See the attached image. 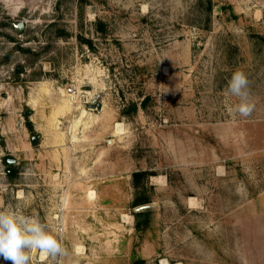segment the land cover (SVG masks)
Instances as JSON below:
<instances>
[{
	"label": "rangeland",
	"instance_id": "1",
	"mask_svg": "<svg viewBox=\"0 0 264 264\" xmlns=\"http://www.w3.org/2000/svg\"><path fill=\"white\" fill-rule=\"evenodd\" d=\"M212 2L0 0V209L79 264H264V0Z\"/></svg>",
	"mask_w": 264,
	"mask_h": 264
},
{
	"label": "clouds",
	"instance_id": "2",
	"mask_svg": "<svg viewBox=\"0 0 264 264\" xmlns=\"http://www.w3.org/2000/svg\"><path fill=\"white\" fill-rule=\"evenodd\" d=\"M227 93L238 98L233 115L248 118L255 104L250 96V80L245 72H233ZM78 254V250H75ZM35 253L56 264H79L63 242L62 229L50 230L39 216L28 215L15 209H0V258L9 264H33Z\"/></svg>",
	"mask_w": 264,
	"mask_h": 264
},
{
	"label": "trees",
	"instance_id": "3",
	"mask_svg": "<svg viewBox=\"0 0 264 264\" xmlns=\"http://www.w3.org/2000/svg\"><path fill=\"white\" fill-rule=\"evenodd\" d=\"M208 1V3H209V9H211L212 8V5H213V2H212V0H207ZM29 110H28V115H26V117H27V121H26V124H27V126H28V128H32L33 127V123H32V121L29 119V114L31 113V108H28ZM133 109L135 110V109H137V106H133ZM148 174H150V172L148 171V170H136V171H134L133 173H132V177H133V182H134V186L135 187H137V188H139V183H140V181H141V179L142 178H145L146 176H148ZM151 200H150V197L147 195V194H145V193H138L136 196H135V198H134V200H133V202H132V207H136V206H138V205H141V204H145V203H148V202H150ZM138 213V212H137ZM139 213H142V212H139ZM138 213V214H139ZM141 223H143V221H137V225L140 227V225H141ZM141 261L140 260H138V261H136V263L135 264H139Z\"/></svg>",
	"mask_w": 264,
	"mask_h": 264
},
{
	"label": "built area",
	"instance_id": "4",
	"mask_svg": "<svg viewBox=\"0 0 264 264\" xmlns=\"http://www.w3.org/2000/svg\"><path fill=\"white\" fill-rule=\"evenodd\" d=\"M68 92L72 98H76L78 96V94H76L71 87L68 88ZM81 96L83 97L85 103L95 105L98 101H100L101 94L99 92H91L90 90H82Z\"/></svg>",
	"mask_w": 264,
	"mask_h": 264
},
{
	"label": "water",
	"instance_id": "5",
	"mask_svg": "<svg viewBox=\"0 0 264 264\" xmlns=\"http://www.w3.org/2000/svg\"><path fill=\"white\" fill-rule=\"evenodd\" d=\"M16 25H17L18 30L21 31L22 28H23V26H24V23H23V22H19V23L16 24ZM36 138H38V136H34V135H33V136H32V141H35ZM15 161H16V159H14V158H9V159H8V162H10V163H14ZM149 206H150V205H148V204H141V205H138V206H136L135 211H141V210H143V209H147Z\"/></svg>",
	"mask_w": 264,
	"mask_h": 264
},
{
	"label": "bare ground",
	"instance_id": "6",
	"mask_svg": "<svg viewBox=\"0 0 264 264\" xmlns=\"http://www.w3.org/2000/svg\"><path fill=\"white\" fill-rule=\"evenodd\" d=\"M35 99H32L31 101H30V103H31V106L34 108L35 107ZM68 103L69 104H72L73 102L71 101V99H68Z\"/></svg>",
	"mask_w": 264,
	"mask_h": 264
}]
</instances>
